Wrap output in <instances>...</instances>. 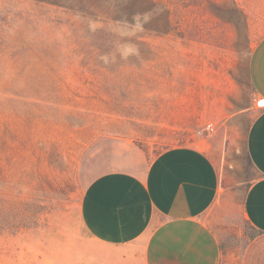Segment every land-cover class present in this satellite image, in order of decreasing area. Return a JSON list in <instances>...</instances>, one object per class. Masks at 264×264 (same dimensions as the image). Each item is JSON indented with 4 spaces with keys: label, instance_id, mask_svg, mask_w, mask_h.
I'll list each match as a JSON object with an SVG mask.
<instances>
[{
    "label": "rangeland",
    "instance_id": "1",
    "mask_svg": "<svg viewBox=\"0 0 264 264\" xmlns=\"http://www.w3.org/2000/svg\"><path fill=\"white\" fill-rule=\"evenodd\" d=\"M263 37L264 0H0V264H114L123 251L83 226L87 185L182 146L217 165L232 204L222 264H240Z\"/></svg>",
    "mask_w": 264,
    "mask_h": 264
},
{
    "label": "crops",
    "instance_id": "2",
    "mask_svg": "<svg viewBox=\"0 0 264 264\" xmlns=\"http://www.w3.org/2000/svg\"><path fill=\"white\" fill-rule=\"evenodd\" d=\"M248 76L264 103V37L250 54ZM245 151L255 177L240 209L254 235L240 264H264V107L247 128ZM231 212L216 163L197 146L168 149L142 173H104L87 185L81 201L91 239L123 251L114 264H222L221 232Z\"/></svg>",
    "mask_w": 264,
    "mask_h": 264
},
{
    "label": "trees",
    "instance_id": "3",
    "mask_svg": "<svg viewBox=\"0 0 264 264\" xmlns=\"http://www.w3.org/2000/svg\"><path fill=\"white\" fill-rule=\"evenodd\" d=\"M37 4L74 9L75 7L91 6L96 0H32Z\"/></svg>",
    "mask_w": 264,
    "mask_h": 264
},
{
    "label": "built area",
    "instance_id": "4",
    "mask_svg": "<svg viewBox=\"0 0 264 264\" xmlns=\"http://www.w3.org/2000/svg\"><path fill=\"white\" fill-rule=\"evenodd\" d=\"M259 106H260V107H264V103L261 102V101H259ZM209 131H210L211 133H213V132L215 131V129H214L213 127H209Z\"/></svg>",
    "mask_w": 264,
    "mask_h": 264
},
{
    "label": "clouds",
    "instance_id": "5",
    "mask_svg": "<svg viewBox=\"0 0 264 264\" xmlns=\"http://www.w3.org/2000/svg\"><path fill=\"white\" fill-rule=\"evenodd\" d=\"M132 51V49H129V52H131Z\"/></svg>",
    "mask_w": 264,
    "mask_h": 264
}]
</instances>
